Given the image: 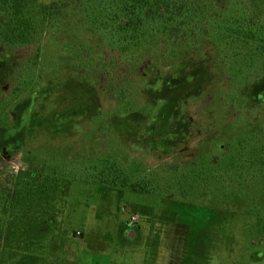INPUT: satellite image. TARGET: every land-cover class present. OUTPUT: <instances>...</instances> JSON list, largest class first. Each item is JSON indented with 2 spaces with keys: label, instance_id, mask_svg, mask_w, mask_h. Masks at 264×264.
Instances as JSON below:
<instances>
[{
  "label": "rangeland",
  "instance_id": "1",
  "mask_svg": "<svg viewBox=\"0 0 264 264\" xmlns=\"http://www.w3.org/2000/svg\"><path fill=\"white\" fill-rule=\"evenodd\" d=\"M196 1L209 6L205 16L196 18L203 29L234 23L242 28L241 20H259L255 14L264 11V3L252 6L264 0ZM39 2L51 6L53 0ZM99 41L88 28L67 25L47 30L26 46L0 42V130L5 128L0 131V171L17 174L37 160L48 162L47 167L38 164V172L57 168L66 177L53 202L54 218L38 225L49 264H264V167L249 168L255 175L244 169L248 175H243V167L232 159L238 152L263 148L264 61L256 57L250 64L221 65L220 44L212 35L204 36L179 53L171 50L174 56L165 49V55L148 52L134 60L130 99H118L85 53ZM226 54L221 61L234 59ZM145 81L150 88L140 93ZM165 86L174 87V99L169 100L172 93L164 95ZM89 91L102 108L98 115L83 100ZM122 100L129 103L122 105ZM167 103L179 108L189 132L179 134L185 142L175 150L173 135L155 133L156 126L150 125L160 120ZM63 110L70 118L60 116ZM171 110L166 114L173 126L182 118ZM141 112L147 119L135 133L130 128L137 123L126 120ZM18 126L23 131L16 133ZM143 133L149 140L142 139ZM89 156L108 165L117 162L126 182L147 172L148 184L157 186L156 175L158 193L110 182L104 186L99 174L93 178L73 163ZM71 167L79 171L74 177ZM187 176L209 180L195 178L182 191L177 182L181 178L185 183ZM142 207L155 211L145 215ZM133 215L137 222L131 221Z\"/></svg>",
  "mask_w": 264,
  "mask_h": 264
},
{
  "label": "trees",
  "instance_id": "2",
  "mask_svg": "<svg viewBox=\"0 0 264 264\" xmlns=\"http://www.w3.org/2000/svg\"><path fill=\"white\" fill-rule=\"evenodd\" d=\"M196 6H201L196 0H53L51 6L42 4L39 0H0V41L21 47L43 38L46 31L51 28L60 30L67 25L72 28H88L100 41L90 46V51L82 44L86 56L96 62L98 71L110 84L111 93H117L118 99H130L134 60L148 52L156 56L161 52L165 55V49L169 55H172L171 50L179 53L184 46H195L200 43L204 36L212 35L220 44L221 53L218 61L221 65L242 60H244L242 63L250 64L256 57H260L259 61H264V26H260L255 18H250L249 21L241 20L240 24L246 29L249 28L247 34L253 30L259 31L260 34L256 33V37L246 35L244 28L203 29L196 18L205 15L195 10ZM252 26L254 28H251ZM229 52L234 59L221 61ZM182 81L181 84L185 82L183 78ZM141 88L142 84L140 93ZM145 88L150 87L145 84ZM173 88L163 87L164 95L172 93L169 100L174 99ZM121 103L125 105L129 102L122 100ZM63 111L60 112V116L67 117ZM162 113L166 114L164 111ZM141 114L142 112L138 116L135 114V118L128 117L126 122L138 124L143 120ZM168 118L169 116L166 121ZM134 126L130 130H133ZM252 141L253 139L248 138L247 144H251ZM261 141L262 139L255 141V144ZM262 147L256 146L254 153L249 150L245 152L251 155L259 154V157H254L258 162L255 161L252 166H247L248 168H255L256 164L264 167V139ZM111 159L113 161V157ZM32 163L34 164L29 161L26 170L17 174L0 171V264H49L43 238L38 235L40 233L38 225L54 218L56 207L53 202L60 197V186L66 177L57 168L43 172V167L39 166L42 171L36 170L38 164L43 163L47 167L48 162L36 160L35 166ZM73 163L86 175L91 173L93 178L99 174L101 178L99 180L104 186L110 182L114 186H121L134 192L154 195L161 184L156 175L153 177L157 180V186H153L152 182L148 184L147 172L134 182L132 179L126 182L125 170L117 162L108 165L102 160L100 162L98 159L91 160L89 156L74 160ZM192 167L184 170L189 171ZM74 171L79 172L71 167L73 177L76 173ZM108 173L111 175L110 180ZM195 178L201 179L199 176H187L184 177L185 183L180 178L177 184L182 186L183 191L186 184L194 185L197 181ZM215 181L221 180L215 178ZM167 191L168 189L165 193ZM141 211L151 216L155 210L142 207ZM9 230L13 233L12 236L8 235ZM18 231L21 236L16 238L15 234ZM37 250L42 251L37 253Z\"/></svg>",
  "mask_w": 264,
  "mask_h": 264
},
{
  "label": "flooded vegetation",
  "instance_id": "3",
  "mask_svg": "<svg viewBox=\"0 0 264 264\" xmlns=\"http://www.w3.org/2000/svg\"><path fill=\"white\" fill-rule=\"evenodd\" d=\"M205 1V0H204ZM198 3V2H197ZM262 3H264L263 1H256L252 6H256V7H259L258 5H261ZM201 4V6H196V9L195 10H197V11H201L202 13H203V11H207L208 10V8H209V6H208V4H202V3H200ZM258 9L256 8V9H254V11L256 12ZM224 11H226L225 9H223L222 10V12H224ZM243 13H245L246 12V10H241ZM204 14V13H203ZM256 16H258L260 19L259 20H256V22L257 23H259V25L260 26H264V11L261 13V14H255ZM214 28H241L240 27V25H237L236 23H234L232 26H229L228 24H226V25H220V26H215ZM243 28V27H242ZM251 28H254V26H252ZM2 44H4L5 46H8V44L7 43H5V42H2V41H0ZM197 42H199V40L197 41ZM220 48H219V52H218V55L217 56H219L220 55ZM220 63V62H219ZM156 70V69H155ZM144 71V70H143ZM159 75H161V74H159ZM264 77V76H263ZM142 84V88H141V90L143 91V89H144V87H145V84H146V81L144 82V83H141ZM173 98H175V96L173 97ZM32 100V99H31ZM83 100H85L86 102H88V103H90L92 106H93V108L96 110V115H98L99 114V112H101L102 111V108H101V106L99 105V103H97L96 102V96H94L93 95V92H86V93H84V98H83ZM168 104V103H167ZM169 108L170 109H172L170 112H176L182 119L181 120H178L173 126H171L169 123H168V121H166L167 120V117H168V115L167 114H163L162 113V111H164L165 113L166 112H168V110H169ZM62 112V111H61ZM66 111H63V113H65ZM160 112V120L159 121H154V122H151L150 123V125L151 124H154L156 127L154 128V132L156 133L157 131H163V130H166V132H165V134L167 135V136H170V135H173V140L175 141V146H174V148H173V150H175L176 148H179V145L181 144V143H183V142H185V140L184 139H180L179 138V134L182 132V133H189L188 132V130H187V128H186V122L184 121V116L183 115H180V113H181V111L179 110V108L177 107V106H170V107H168V105H166V107H165V109L164 110H160L159 111ZM162 114H163V117H162ZM113 115V117H116V118H119V116L115 113V114H112ZM141 116H142V121H139V123L136 125V126H134V129L133 130H136V132L135 133H137V130H140L139 129V125L141 124V123H143L147 118H146V116L144 115V114H141ZM24 119H25V121L24 122H27V124H29V123H31V117L30 116H24L23 117ZM67 118H70V116H68ZM117 121V120H116ZM70 124V123H69ZM176 124H180V125H178V126H176ZM71 126H73L72 124H70ZM71 126H68V127H71ZM5 130V128L4 129H2V130H0V131H4ZM172 130H177V131H172ZM15 131H16V133H19V132H21V131H23V127H17V128H15ZM185 131H187V132H185ZM149 134H151V133H149ZM164 134V135H165ZM142 135V139H144V140H149V136H146V134H141ZM9 140H11V139H9ZM7 144L8 145H10L9 144V142H7ZM21 144H23V143H21ZM12 150V149H11ZM207 157H209L210 158V156H207ZM239 158H242V161L241 162H239L238 160H239ZM233 160H235V162H237V164L238 165H240V166H243V175H248L247 174V172L244 170V169H249L247 166H252L253 165V163L252 162H248V160H251V159H254V157H253V155H249V154H241V153H239V154H236L235 156H233V158H232ZM210 161H212L211 159H210ZM219 162V161H218ZM217 162V163H218ZM196 163L194 162V165H195ZM256 167H261L259 164H256ZM255 167V168H256ZM251 168H253V167H251ZM251 172H252V175H255V173H254V170H252V169H249ZM201 178H203L205 181H208L209 179L207 178V176L206 177H201Z\"/></svg>",
  "mask_w": 264,
  "mask_h": 264
},
{
  "label": "built area",
  "instance_id": "4",
  "mask_svg": "<svg viewBox=\"0 0 264 264\" xmlns=\"http://www.w3.org/2000/svg\"><path fill=\"white\" fill-rule=\"evenodd\" d=\"M138 220H139L138 215H133V216L131 217V221H132V222H137Z\"/></svg>",
  "mask_w": 264,
  "mask_h": 264
}]
</instances>
